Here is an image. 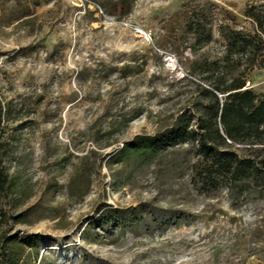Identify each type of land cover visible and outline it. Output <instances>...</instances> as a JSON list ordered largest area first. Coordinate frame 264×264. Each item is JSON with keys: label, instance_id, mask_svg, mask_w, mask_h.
Instances as JSON below:
<instances>
[{"label": "rangeland", "instance_id": "obj_1", "mask_svg": "<svg viewBox=\"0 0 264 264\" xmlns=\"http://www.w3.org/2000/svg\"><path fill=\"white\" fill-rule=\"evenodd\" d=\"M250 9L264 0H0V235L19 264H264L263 186L203 187L197 143L129 151L195 127L235 77L264 100V49L222 61L228 31L264 41Z\"/></svg>", "mask_w": 264, "mask_h": 264}, {"label": "trees", "instance_id": "obj_2", "mask_svg": "<svg viewBox=\"0 0 264 264\" xmlns=\"http://www.w3.org/2000/svg\"><path fill=\"white\" fill-rule=\"evenodd\" d=\"M245 14L258 27V32H264V13L250 9ZM223 40L222 61L226 66L242 59L251 63L264 49V41L257 34L251 36L241 31H228L223 34ZM256 67L264 68V61ZM213 88L221 97L213 91H205L211 103L195 127H191L189 122L179 123L160 136L138 139L130 144L129 151L148 160L179 144L197 143L201 167L199 177L203 187L216 188L224 184L237 194L245 192L251 183H259L264 188V100L258 101L239 77ZM227 143L246 146L250 151L260 146L256 152L263 158H239L233 151L219 149L228 146ZM6 184L7 176L0 167V191ZM10 241L8 236L0 235V264H19L16 255L8 249Z\"/></svg>", "mask_w": 264, "mask_h": 264}, {"label": "built area", "instance_id": "obj_3", "mask_svg": "<svg viewBox=\"0 0 264 264\" xmlns=\"http://www.w3.org/2000/svg\"><path fill=\"white\" fill-rule=\"evenodd\" d=\"M74 1H82V0H74Z\"/></svg>", "mask_w": 264, "mask_h": 264}]
</instances>
